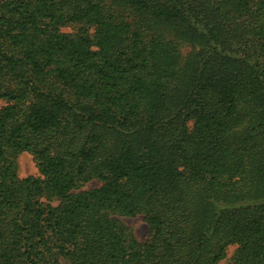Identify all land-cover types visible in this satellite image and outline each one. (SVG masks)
Here are the masks:
<instances>
[{
	"label": "trees",
	"instance_id": "trees-1",
	"mask_svg": "<svg viewBox=\"0 0 264 264\" xmlns=\"http://www.w3.org/2000/svg\"><path fill=\"white\" fill-rule=\"evenodd\" d=\"M0 99V264H264V0H0Z\"/></svg>",
	"mask_w": 264,
	"mask_h": 264
},
{
	"label": "rangeland",
	"instance_id": "rangeland-1",
	"mask_svg": "<svg viewBox=\"0 0 264 264\" xmlns=\"http://www.w3.org/2000/svg\"><path fill=\"white\" fill-rule=\"evenodd\" d=\"M67 31H72L71 28L65 29ZM190 49L189 46L184 47V51H188ZM6 100L0 99V109L6 104ZM18 164V175L20 177H27L30 175L33 176H40V170L37 165V162L30 152H23L17 158ZM100 185V181L92 180L88 182L83 189H90L94 187H98ZM120 220L129 228H131L136 236V238L140 242H144L149 237V229L148 224L145 220L144 215H137V216H120ZM237 246L231 245L228 247L226 257L220 262V264H230L232 259L236 253Z\"/></svg>",
	"mask_w": 264,
	"mask_h": 264
}]
</instances>
